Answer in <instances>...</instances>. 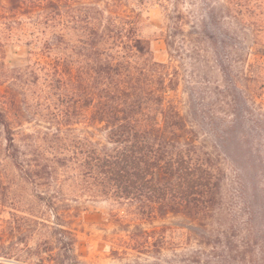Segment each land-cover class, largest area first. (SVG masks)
Listing matches in <instances>:
<instances>
[{"label": "trees", "instance_id": "trees-1", "mask_svg": "<svg viewBox=\"0 0 264 264\" xmlns=\"http://www.w3.org/2000/svg\"><path fill=\"white\" fill-rule=\"evenodd\" d=\"M164 1L159 39L167 63L154 60L142 34L148 9L116 12L133 0H105L103 6L98 0H0V15L28 20L16 23L20 27L59 25L82 35L70 47L76 59L56 58V75L57 82L74 84L62 87L66 110L59 114L70 116L72 109L71 115L82 118L88 110L105 138L76 143L80 177L92 197L125 206L129 215L180 218L195 227L189 230L201 247L177 257V264H264V25L232 15L223 3L188 21L180 0ZM176 61L191 68L185 73L184 111L181 101L167 97L183 81ZM0 128L13 167L39 177L40 165L22 157L1 108ZM64 139L57 133L62 145ZM51 211L59 221L52 233L53 264H81L75 235L63 215ZM215 224L233 229L236 240L228 236L221 245L210 230ZM146 244L137 245L146 251Z\"/></svg>", "mask_w": 264, "mask_h": 264}, {"label": "rangeland", "instance_id": "rangeland-1", "mask_svg": "<svg viewBox=\"0 0 264 264\" xmlns=\"http://www.w3.org/2000/svg\"><path fill=\"white\" fill-rule=\"evenodd\" d=\"M72 1L76 4L92 0ZM103 1L98 0L100 6L104 5ZM139 1L133 0V4L127 5L122 2L126 6L116 12L135 14L138 7L148 9L149 20H144L142 34L151 42L154 60L167 63L164 45L159 39L160 4L165 1ZM180 1V11L188 21L193 19L189 15L202 13L208 5L223 3L230 7L232 15L264 25V0ZM0 16V108L8 117L22 157L31 164H39L38 171L42 172L39 177L31 176L13 167L0 128V264L54 263L57 245L52 233L59 221L52 208L57 209V217L63 215L65 226L75 235L74 253L81 264H177V257L200 249L199 238L190 231L195 227L180 218L159 221L129 215L125 206L92 197L90 186L82 181L76 143L81 138L104 143L105 138L89 121L88 110H84L82 118L71 115L72 109L70 116L59 114L66 110L60 102L62 87L71 89L74 84L59 83L56 75L57 57L76 59L70 47L79 44L80 32L59 25L20 27L16 23L28 20L10 14L5 18ZM145 16L142 15L143 19ZM260 36L264 38V32ZM51 42L56 48L48 49ZM133 59L143 62L145 57L134 56ZM180 63L178 72L183 81H179L177 89L168 92L167 97L181 101L179 106L184 111L185 73L188 76L191 68L184 63L182 67ZM259 102L264 104V86ZM57 133L65 137L63 145L57 141ZM85 145L86 149L88 145ZM228 229L230 227L218 224L210 227L221 245L226 244L228 236L231 241L236 240L233 229ZM223 230L228 233L221 232ZM157 234L163 239L157 240ZM140 242H147L146 251L138 248Z\"/></svg>", "mask_w": 264, "mask_h": 264}]
</instances>
